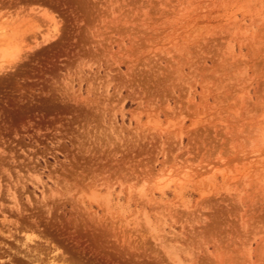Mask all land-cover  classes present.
Segmentation results:
<instances>
[{"label":"rangeland","instance_id":"374dc122","mask_svg":"<svg viewBox=\"0 0 264 264\" xmlns=\"http://www.w3.org/2000/svg\"><path fill=\"white\" fill-rule=\"evenodd\" d=\"M0 264H264V0H0Z\"/></svg>","mask_w":264,"mask_h":264}]
</instances>
